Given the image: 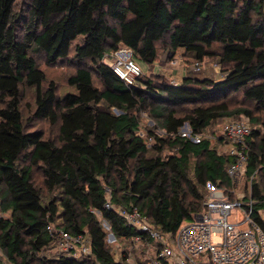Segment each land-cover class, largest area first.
Returning <instances> with one entry per match:
<instances>
[{"label":"trees","instance_id":"trees-1","mask_svg":"<svg viewBox=\"0 0 264 264\" xmlns=\"http://www.w3.org/2000/svg\"><path fill=\"white\" fill-rule=\"evenodd\" d=\"M159 45L171 60L179 52L195 62L216 58L221 77L188 74L175 85L166 76L143 74L127 85L103 60L124 48L154 65ZM37 52L49 66L74 65L68 78L72 91L59 95L56 82L39 67ZM28 89L34 90L35 105L29 121L56 126L55 139L25 125ZM237 94L264 113V0H0L4 259L10 264H124L126 257L116 260L111 252L104 222L127 254L136 243L155 242L127 225L120 209H137L174 242L180 226L203 212L208 183L232 188L227 169L234 162L221 153L228 144L224 137L215 144L210 137L194 143L176 133L188 123L205 134L226 117L250 120L244 190L256 201L254 219L264 229V120L252 107L233 109L229 103ZM141 113L154 123L144 137L135 135ZM36 170L55 195L48 202L34 181ZM48 225L85 235L91 253L46 255L56 247Z\"/></svg>","mask_w":264,"mask_h":264},{"label":"built area","instance_id":"built-area-1","mask_svg":"<svg viewBox=\"0 0 264 264\" xmlns=\"http://www.w3.org/2000/svg\"><path fill=\"white\" fill-rule=\"evenodd\" d=\"M103 60L127 85H133L137 78L143 75L127 49L122 48L113 54H106ZM108 60L111 62H107ZM192 70L201 72L202 62H195ZM172 83L176 85L174 81ZM251 130L250 120L246 116L223 122L222 137L228 144L221 153L234 158V162L227 169L232 188L208 183L203 212L194 214L193 220L180 226L174 242H170L166 236L153 229L147 217L137 209L119 210L127 225L155 242L145 246L136 243L129 249L128 254L124 249L122 254L128 264H138L133 259L131 250L144 261L143 264H264V229L254 219L256 201L248 197L244 190L250 157L247 139ZM163 133L162 131L158 134ZM176 135L194 143H199L207 137L202 133H195L188 123ZM151 141L152 138H149V142ZM252 181L253 176L248 180L249 193ZM106 208H112L109 200ZM260 214L264 219V213ZM104 227L108 231V242L115 244L119 249L121 246L118 245L111 227L106 222ZM47 230L56 237L54 242L57 252L73 256L91 253L90 242L85 235H72L52 225H48ZM140 238L141 236H137L135 240L139 242Z\"/></svg>","mask_w":264,"mask_h":264},{"label":"rangeland","instance_id":"rangeland-1","mask_svg":"<svg viewBox=\"0 0 264 264\" xmlns=\"http://www.w3.org/2000/svg\"><path fill=\"white\" fill-rule=\"evenodd\" d=\"M80 39H78L75 43H79ZM159 61L158 63L154 65H148L147 63L135 59L136 65L141 68L142 66L145 67V71L143 70L144 77L145 76H151V75H163L168 77V79H172L174 76H176L175 73H173V68L174 65L172 62L176 59L179 61V67H182L185 69L186 74H191L195 76H209L213 79H219L221 77L220 74V65L217 61L216 58H205L202 61V70L200 73H197L192 70V65L195 62L194 58L191 57H184L181 55L179 52L178 55L171 60V58L168 59V53H167V48L159 45ZM73 55V51L71 53ZM37 63L41 69H43L47 75L48 81H54L58 85V93L59 95H63L64 93L68 91H72L73 89L68 85V78L75 72V67L69 62H61L58 63L57 65H51L49 66L46 62V58L43 53L37 52L34 54ZM142 69V68H141ZM177 82H180V78L175 79ZM24 102H23V114H24V123L28 127L30 131L33 130H42L45 133V137L47 139H55L57 136V130L58 128L56 126L50 125L47 121L45 120H40V119H31L29 121V118L32 117V112L34 111L35 105H34V90L33 89H28L27 92L24 94ZM230 106L233 109H237L240 107H252V109L255 111L256 115L260 116L261 119L264 120V113L257 110L253 105L250 106V103L247 102L246 100L243 99L241 95H234L232 96L230 100ZM117 113V111H115ZM140 122H141V127L139 131L135 132V135L137 136H146L147 132L154 127V123L151 120V117L147 115L146 113H141L140 114ZM241 118V117H238ZM230 117L222 118L217 121V123L213 124L206 132L205 136L210 137L211 141L215 144L217 139L222 137V132H221V127L223 122L226 120H229ZM256 127H260L261 125H255ZM158 133H162V130H157ZM225 149V148H224ZM170 151L169 153H171ZM168 153V151H166ZM34 181L36 185L43 191V195H45L46 202L48 200L55 196L54 194H50L47 189L44 187L43 184V178L41 175V172L36 170L34 173ZM109 192V191H108ZM56 194V193H55ZM108 197L110 198V195L108 193ZM7 214H4L3 212L0 211V217L1 216H6ZM113 248H111V252H113L115 259L120 260L122 259V252L124 251L125 247L118 242V245L121 246L119 249L116 248L114 245L111 244ZM54 252L57 251V249L53 250ZM52 250L47 252L46 255L50 256L53 255ZM124 257V256H123ZM0 258H3L4 264H10L8 263L4 257L3 253L0 250ZM127 263V261H126ZM124 262V264H126Z\"/></svg>","mask_w":264,"mask_h":264},{"label":"crops","instance_id":"crops-1","mask_svg":"<svg viewBox=\"0 0 264 264\" xmlns=\"http://www.w3.org/2000/svg\"><path fill=\"white\" fill-rule=\"evenodd\" d=\"M134 59V58H133ZM134 61H135V59H134ZM175 61V63L173 64V62H172V64L174 65V68H173V73H175L176 74V76H174L172 79H170L171 80V82H175L176 83V85L177 84H180L181 82H182V79L184 78V77H186L188 74H186V72H185V69L184 68H182V67H179V61H178V59H176V60H174ZM107 62H111V60H108ZM136 63V62H135ZM142 68V69H141ZM140 69H141V71L143 72V70L145 71V67H141ZM207 77H209V76H207ZM168 78V77H167ZM178 79V78H180V82H177L175 79ZM223 151V150H222ZM54 249H56V248H53V250ZM54 252V251H53ZM55 253V252H54Z\"/></svg>","mask_w":264,"mask_h":264}]
</instances>
